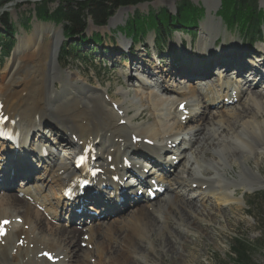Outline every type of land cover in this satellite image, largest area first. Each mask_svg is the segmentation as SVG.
Segmentation results:
<instances>
[{"label": "bare ground", "instance_id": "6f19581e", "mask_svg": "<svg viewBox=\"0 0 264 264\" xmlns=\"http://www.w3.org/2000/svg\"><path fill=\"white\" fill-rule=\"evenodd\" d=\"M219 2L211 0L208 4V20L201 23L203 36L197 43L200 49L196 50H203L201 55L212 59L221 53L228 55L229 69L236 67L241 74L240 62L233 59L236 52H241V43L229 36L221 49L213 46L221 34V26L213 20L211 11ZM126 12L127 9L120 10L109 25L122 20ZM62 41V29L36 24L32 34L19 38L12 61L0 80V122L7 121L6 128L20 138L18 155H15L14 147L0 143V176L8 179L9 175L12 177L9 181L22 179L24 185L19 190L22 198L0 194V264H148L157 245L167 253L184 252L194 258L189 248L198 245L202 237L184 240L178 237L176 228L196 234L198 229L192 228V220L197 221L203 235L210 231L209 223H213L217 215L225 214L223 208H242L235 198L240 187L259 190L264 186L259 161L264 155V92H253L250 83L242 86L241 80H229L225 71L220 73L216 85L199 90L195 84L204 82L213 69L204 67L202 70L206 74L200 77L196 75L201 70H190L195 74L190 76H196L198 82L190 83L187 90H175L174 97L164 98L155 90L145 92L151 86L139 76H136L139 85L129 83V80L118 93L109 95L99 80L91 86V81L78 73L61 75ZM121 45L129 46L125 41ZM178 47L183 48V43ZM173 48L171 45L170 50ZM184 61L173 59L174 68L159 74L172 75L176 69L180 70V63ZM158 66L155 62L151 74L145 66L142 71L152 78L151 75L159 70ZM184 83L187 84L181 82ZM162 89L163 93L169 91ZM235 95L237 102L246 96L248 104L225 107L224 99L234 100ZM182 104L187 112L185 124L182 122L184 114L178 109ZM211 104L215 106L214 113L208 112ZM144 114L147 119L138 122ZM194 122L196 126H187ZM44 130L53 133L55 138L49 140ZM189 131L193 136L186 141L187 147L177 151L180 164L174 166L170 156L163 161V176L157 178L167 188L163 204L137 206L121 218L122 214L112 218L108 208L102 207L101 210L109 215L107 221H92L89 227L82 224L81 230L59 225L65 220L63 212L70 215L73 209L88 206L84 201L69 203L62 197L68 186L82 178L69 162L66 148L97 157L107 175L112 165H122L121 158L140 147L141 144H132L133 137L152 141L154 146L150 149L154 154H162L169 151L182 134H191ZM44 149L48 150V158L43 155ZM130 156L146 161L153 155ZM27 157L29 161L37 158L32 172H37L40 182L33 181L29 172H18L20 168L12 167L13 158L26 160ZM181 162L184 164L182 172L170 174L167 167L175 168L177 173ZM138 164L135 162L134 166ZM231 172L235 177L230 176ZM32 182L35 183L33 187L30 186ZM181 185L195 187L194 192L198 193L195 202L191 203L192 198H187L180 187H176ZM127 187L125 184L124 188ZM2 188L0 186V190ZM47 189L53 196L45 195ZM115 195V199L120 197ZM212 202L218 205L210 204ZM49 216L48 221L45 217ZM84 236L82 243H86V250L81 248L80 240ZM44 253L50 254L54 262H48ZM183 260L182 257L174 263ZM153 262L161 264L156 258Z\"/></svg>", "mask_w": 264, "mask_h": 264}, {"label": "rangeland", "instance_id": "374dc122", "mask_svg": "<svg viewBox=\"0 0 264 264\" xmlns=\"http://www.w3.org/2000/svg\"><path fill=\"white\" fill-rule=\"evenodd\" d=\"M44 1L49 2L48 8L51 11H54L59 7L58 2L52 3L53 0H44ZM44 1L28 2L26 0H0V40H3L5 37H13L12 39L15 40L16 46H14L12 52H14L15 48L17 47L19 38L25 36V34H29V35L32 34L34 31L35 25L38 23L43 24V25L45 24L52 25L56 29H62V31H64L62 24L58 25L55 22L37 21L35 19V12L38 8V5H41V3H43ZM184 1L193 3L195 6H199V4L202 5L205 8V11L207 12L206 17L204 18V21L208 20V4L210 3L211 0H155L152 3H143L137 6L121 8L115 13L113 17H115L116 14L120 10L127 9V12L123 16L122 20L118 21L116 24L109 25L110 21L113 19L112 18L108 22L107 26L101 27V28L96 27L93 24L92 20L88 19L87 28L85 31V38L87 40H90L96 35H100L102 36V42H100V44L102 43V45L106 47L98 48V50H96V55L94 57L95 63L91 64L90 62H88V59L87 60L79 59L80 56L87 55L89 51L88 48L86 47L80 48L77 46V43L74 44V41H71V43H67L65 40H63L60 51H62L63 47L66 44L68 48H71V47H75V48H73L72 50H69L70 53L73 55V57L66 63H64V60L61 57V54H59V65L61 68V75L71 76V75L78 73L82 77L89 79L91 81V84H90L91 86H93V84L97 82V79H100L102 82L100 80L99 81L104 85L103 86L104 89L106 88L108 90V93L110 89L111 92L109 93V95L118 93L122 85L125 84L126 86L129 80H131V82L129 81V83H133L136 86L139 85V83L136 80L137 77L134 76L133 78V76L130 75L129 63L123 64L124 63L122 60L123 55L119 52L121 50L120 47L123 49V46H120L121 43H123L124 41L127 42L129 45H131V43L129 40H125V38L121 37L119 35L118 30L120 28H123L128 23L131 16H133L136 13H148V12L159 13L161 10H166L169 12V14L172 17L178 16L179 5L183 3ZM256 1L258 3V6L264 10V0H256ZM221 2L222 0H220L219 4H216L213 11H211L212 16L214 17L213 20L219 23L221 26V34L219 36V39L221 40V38L224 37L228 40L229 36L230 37L232 36L237 41L242 40V43L250 42L249 41L250 36L248 34H245L244 30L240 29L239 27L240 24L238 23H235L233 27H231V32H227L224 22H222V20L217 17V13L221 10V6H222ZM5 22H8V26L14 23L15 31H12V30L10 31L11 33L14 34V36H11L4 29L3 24ZM202 22H200L197 29L193 31H187L183 29H173V30L167 31L170 44H167L165 47H166V50L169 51L171 45H174L175 49L173 50V52H171V54L175 59H178V58L183 59L185 57V54H187L186 50L188 49V45H190V42H189L190 40L193 45H197L200 37L203 36V30L201 26ZM147 23L149 24L148 20H147ZM153 35L154 33L150 32L147 38H145L144 44H143L144 46L145 45L148 47L152 46L153 42H155ZM162 36L164 37L166 36V34L164 33V35ZM184 39L187 40V42ZM181 41H184V42H181ZM180 43L184 44L185 50L178 49L179 48L178 44ZM113 45H117V46L113 47ZM75 50L77 51L74 52ZM244 50H246L248 53L254 52V51L248 50V48H245V47H244ZM168 51L164 53L163 59L161 61L162 65L164 66L167 65L169 58H171L168 55ZM2 52L3 50L1 49V46H0V57H2L1 56ZM12 52L8 59H6L3 63H0V80L2 78V75L4 74L6 66L9 65L12 61V54H13ZM134 54L137 57L139 56L143 57L142 54L140 55L138 54V52L137 53L134 52L133 55ZM157 60H160V59H157ZM186 60L187 59H185V61ZM189 60H193L192 57ZM63 65L64 66L66 65V66L63 67ZM134 80L136 82H134ZM180 82H181V79L179 78L169 79L168 84L178 85L180 84ZM211 83L212 81L209 82V84ZM187 84L190 85V83L188 82ZM263 85L264 84H262V86ZM254 91L258 92L259 88H255ZM262 91L264 90L262 89ZM245 103L248 104V101H245ZM245 103L242 102L239 107L245 105ZM214 116L216 118V115H213V117ZM146 117L147 116L144 114L141 118L138 119V122H141L142 120L147 119ZM189 124H187V126H189ZM193 126H196V124H194ZM259 161L261 165V172L264 175V155L259 157ZM236 172H237V169H236ZM35 174H37L36 171H35ZM230 176L235 177L233 172H231ZM37 179H38V175L35 181H37ZM227 189L230 190L231 187H228ZM186 190H187V187L186 188L183 187L181 191L185 192ZM258 192H260V194H257ZM8 194L16 197L14 195L16 194L15 191H10ZM262 194L264 195V186H261L259 190H253L250 188L240 187L235 198L237 199L239 204H241L242 208L237 209L236 206L235 207L233 206L232 208H229V209L223 208V211H225V214L217 215V218L214 220V222L209 223L211 224L209 226L210 231L208 230V232H205L203 235H201L202 233L199 231L200 225L197 223V221H193L192 219H191L193 222L192 223L193 225L191 224L192 228L198 229V232L196 234L193 233L192 231L190 232L191 234H187L183 231H180L181 229L176 228V232L179 235L178 237L183 238L184 240L192 241V240H195V238H197L198 236L202 237L199 239L198 245L192 246L189 248V251L194 253V258H191L188 255V253H184V252L175 253V254L167 253L166 249L161 250L160 248H158V245H157L155 246L156 248L152 256L153 258H150V260L148 261V264H158L157 262L155 263L153 262L154 258L159 260V263L161 264H175L174 260L176 261L181 260L182 257L184 258V260L181 262H177V263L179 264H234L233 262L236 260V257L233 254V246H234V241L236 239H243L247 243H250L251 247L253 248L252 259H251L252 264H264V246H263V243H264L263 234L264 233H262L263 231H261V227L264 224V198H261V199L256 198L257 195H262ZM185 195L187 196V198L194 197V199L191 200V203L195 202V199L198 197V194H194L193 192L192 193L187 192ZM166 197L162 198L160 202L161 204L165 202ZM210 204H213L214 206L218 205V204H215L214 202ZM119 218H121V216ZM47 220L49 221V219ZM166 236L168 235L166 234ZM82 239L80 240L81 243L82 241H84V239L83 240ZM145 250H147V248H145Z\"/></svg>", "mask_w": 264, "mask_h": 264}, {"label": "trees", "instance_id": "16d2710c", "mask_svg": "<svg viewBox=\"0 0 264 264\" xmlns=\"http://www.w3.org/2000/svg\"><path fill=\"white\" fill-rule=\"evenodd\" d=\"M56 1H59V7L54 11L48 8L49 2H43L41 5H38L36 11L38 20L55 22L58 25L62 24L67 40L78 38L84 42V33L89 18L96 27H102L107 24L108 20L120 7L136 6L155 0H87L83 2L53 0L52 2ZM202 14L203 11L190 5L189 2L184 1L179 6L178 17H172L166 10H163L160 14L152 15L150 21L152 28L158 29L160 33L166 31L164 28L171 30L179 26L184 29L193 30L197 27L198 19ZM220 15L223 16L229 26L233 27L235 23L240 24V29L244 30V33L250 36V41L261 38V26L264 24V11L259 10L256 0H224ZM130 20H133V18L131 17ZM128 23L122 29L123 35L131 36L135 41L142 34L145 35L144 25L139 23L138 18ZM4 26L6 27V31L11 36H14L10 32L11 30L15 31L14 25L8 26V22H5ZM136 26L140 27L138 32H136ZM93 39L100 42L102 38L100 35H96ZM13 44L14 40L12 37H5L3 40H0V45L4 48V56L9 54ZM73 48L75 47H72L70 50ZM68 50L66 47L63 48V56L65 59L70 58L71 53ZM256 198H264V195H259ZM261 231L264 233V224L261 227ZM252 253L253 248L250 243H247L243 239H236L234 241L233 254L236 257V260L233 262L234 264H252Z\"/></svg>", "mask_w": 264, "mask_h": 264}, {"label": "water", "instance_id": "95a60500", "mask_svg": "<svg viewBox=\"0 0 264 264\" xmlns=\"http://www.w3.org/2000/svg\"><path fill=\"white\" fill-rule=\"evenodd\" d=\"M33 1H43V0H33ZM74 1H85V0H74Z\"/></svg>", "mask_w": 264, "mask_h": 264}, {"label": "snow or ice", "instance_id": "6c2138e0", "mask_svg": "<svg viewBox=\"0 0 264 264\" xmlns=\"http://www.w3.org/2000/svg\"><path fill=\"white\" fill-rule=\"evenodd\" d=\"M7 223V222H6Z\"/></svg>", "mask_w": 264, "mask_h": 264}]
</instances>
